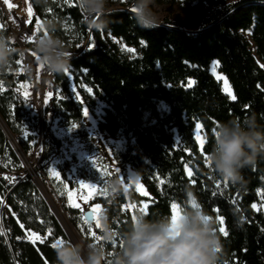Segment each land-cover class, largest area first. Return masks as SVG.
<instances>
[{"label": "trees", "instance_id": "obj_1", "mask_svg": "<svg viewBox=\"0 0 264 264\" xmlns=\"http://www.w3.org/2000/svg\"><path fill=\"white\" fill-rule=\"evenodd\" d=\"M28 1L42 26L53 15L59 20L57 35L73 54L68 73L75 84H84L105 103L98 129L125 139L120 163L139 170L140 181L151 195L148 199L131 189L130 195L115 200L108 195L97 197L93 203L115 216V227L123 229L137 213L125 207L128 201L150 202L145 213L151 217L170 215L172 202L187 201L192 206L193 200L215 221L223 244L222 264H264V213L252 207L264 202V158L243 170V189L229 181L225 184L206 162L218 122L255 113L264 124V0H157L171 6L180 3L189 12L207 10L196 33L173 21L143 29L127 10L109 14L108 27L97 31L90 27L77 0H57L48 7ZM121 6L128 7L127 3ZM0 31L13 34L1 5ZM110 37L133 48L135 54L123 52ZM11 44L22 48L15 39ZM21 58L14 52L9 66L0 72V118L28 156L34 136L25 135V129L37 123L30 120L24 126L26 116L16 105L17 82L27 81L16 75ZM214 61L234 99L211 73ZM68 73L48 77V84L61 97H52L45 107L50 144L45 145L40 175L48 172L53 148L61 146L48 130L51 120L58 119L62 127L83 120L82 104L73 97ZM196 124L204 132L202 149L194 135ZM69 166L65 163L60 171L73 189L76 182L67 177ZM22 172L23 161L0 127V264H54L55 242L70 239L33 177L22 179ZM60 197L72 228L81 238L95 239L98 227H92V233L80 211L68 206L63 194ZM219 217H223L224 232ZM27 232L41 239L32 242ZM118 246L116 240L110 248Z\"/></svg>", "mask_w": 264, "mask_h": 264}, {"label": "clouds", "instance_id": "obj_2", "mask_svg": "<svg viewBox=\"0 0 264 264\" xmlns=\"http://www.w3.org/2000/svg\"><path fill=\"white\" fill-rule=\"evenodd\" d=\"M36 2L48 7L57 0ZM122 3H127L140 28L150 29L162 23L157 0H78L86 19L91 21L90 27L97 31L108 27L109 14L124 10ZM58 29L55 15L46 18L33 43L39 63L52 74H62L71 65L72 56L65 41L57 35ZM13 39V34L0 31V72L9 66L14 52L21 57L25 55L23 48L12 46ZM24 67L31 73V62ZM258 158H264V124L255 113L217 123L208 152L217 178L243 189L246 187L243 170L254 167ZM140 178L139 170L130 169L127 173L128 184L134 185ZM103 188L112 200L126 194L125 181L119 175L105 180ZM115 221L116 217L107 210L101 211L96 238L57 244L54 264H222L223 244L215 221L187 201L180 205L175 221L168 214L149 217L144 212H137L123 229L115 227ZM116 240L119 246L110 248Z\"/></svg>", "mask_w": 264, "mask_h": 264}, {"label": "rangeland", "instance_id": "obj_3", "mask_svg": "<svg viewBox=\"0 0 264 264\" xmlns=\"http://www.w3.org/2000/svg\"><path fill=\"white\" fill-rule=\"evenodd\" d=\"M226 1L231 3L237 0ZM0 5L4 10L7 23L13 32L15 41L20 44V46L24 49V52L27 53L29 57L36 59L37 70L35 76L25 82H22L21 88L24 87L25 92L35 95L39 101H42L44 106V108L42 106L41 112L38 113V117L41 119V121L37 123V126L30 130L25 129V135L34 136V147L32 152L26 156L25 163L23 162L24 172L21 173V176H23L29 170L32 172L33 178H35L37 182H41L42 186L40 187V192L47 200L49 205L57 212L58 220L63 223L65 227L64 229L69 233L70 237L72 233L77 238V240L81 239L80 235L72 228L69 222V218L61 201V194L65 196L68 206L80 211L81 216L84 218L83 222L86 219V212H92V209L96 204L93 203L95 198L107 196V194L99 191V189L103 188L104 181L115 175H119L120 178L125 181V184L128 185L126 194L131 189H133L138 194L147 197L148 199H151V195L142 185L140 180L138 182L140 187L137 186V183L134 185L128 184L127 173L131 168L128 165L121 164L119 160V154L123 152L125 148V139L121 135L117 137H111L99 131L97 124L104 114V108L106 106L105 103L97 100L94 97L92 91L89 92V88L84 84H75L73 77L70 73H68V71L67 73L70 79V88L73 92V97L76 101L82 104V108L86 107L88 109V115L85 116L83 112V120L80 123H74L65 127H62L59 124L58 119L51 120L48 130L56 139L60 140L61 146L59 149L53 148L54 155L49 163L47 174L40 175L38 173L39 165L44 154L45 145L49 140L46 135L44 123L45 107L52 97L57 96L60 98L61 96L58 93L59 91H44L42 93V84L44 86L50 85L48 84V77L50 73H47L43 66L39 63V57L33 49L34 40L36 36L43 30V26L39 20L35 19V13L32 10L29 1L7 0L6 3L5 0H0ZM121 7L124 10L132 13L131 9L128 7ZM158 8L159 15L162 20V23L159 25H165L167 21L181 22L185 31L189 33L198 32L201 22L208 15L207 10H203L201 12L186 11L182 8L180 3L172 6L158 4ZM110 38L113 42L117 43L120 49L126 54H135L133 48L126 46L124 43L115 38ZM90 45H93V43ZM69 54L71 56L73 55L72 53ZM210 71L221 83L223 91L231 99H233L234 95L232 88L226 77L219 71V64L216 63L214 65V63H212ZM44 89H46V87ZM49 93H51V95H48ZM73 125H75V127H73ZM194 135L195 138L197 135H200L205 143L202 127L200 126L198 129L197 124L194 129ZM197 143L202 149L204 144L202 146L198 140ZM65 163L70 165L67 177L76 182V187L73 189H71L69 183L64 181L62 178L60 170L64 167ZM53 169L55 171H50ZM55 172L60 173L59 178L56 177ZM104 173L107 174L105 175ZM187 174L191 176V171L189 169H187ZM81 180L85 181V185L89 183L95 184L97 186L96 189L90 191L88 187L82 186L80 184ZM224 183L226 184L227 182ZM58 189H61V192H58ZM69 194H71V203ZM149 204L150 202H142L141 204L136 205L135 203L128 201L125 207L131 212L145 213ZM76 205H79V207H76ZM192 206L194 207L193 203ZM254 209L264 213V202L257 204L256 208ZM101 211H103L102 207L96 210L98 215ZM61 216L65 219L67 226L62 221ZM84 224L89 229L92 227L93 229L97 227L95 220H93L92 223L84 222ZM220 224L221 227L224 228L223 221H220ZM93 229H91L92 233ZM27 237L32 242H37L41 239L37 234L31 232H27ZM58 243L59 241L55 242V245Z\"/></svg>", "mask_w": 264, "mask_h": 264}, {"label": "built area", "instance_id": "obj_4", "mask_svg": "<svg viewBox=\"0 0 264 264\" xmlns=\"http://www.w3.org/2000/svg\"><path fill=\"white\" fill-rule=\"evenodd\" d=\"M32 63V71L28 73L25 71V64ZM36 59L29 57L27 53L21 58L19 65L16 70V75L18 77H25L27 80L31 79L36 74ZM22 82H17V85L20 87L19 90L16 92V105L18 108L25 114L26 119L24 121V126H28L30 120H35L36 123H39L41 119L38 117V113L41 112V108L43 106L42 101H39L35 95L28 94L27 92L23 91L21 88ZM46 87V89H44ZM51 92L53 91V87L51 85L44 86L42 84V93ZM42 100V99H41ZM44 108V106H43ZM42 118V117H41ZM47 144H50L48 140Z\"/></svg>", "mask_w": 264, "mask_h": 264}, {"label": "snow or ice", "instance_id": "obj_5", "mask_svg": "<svg viewBox=\"0 0 264 264\" xmlns=\"http://www.w3.org/2000/svg\"><path fill=\"white\" fill-rule=\"evenodd\" d=\"M5 2L7 3V0H5ZM10 7H11V5H10ZM92 46H93V45H89V47H92ZM213 63H214V65H215L216 63H218V61H214ZM65 71L67 72V69H66ZM85 71H86V69H85ZM88 91L91 92L92 90H91V89H88ZM48 95H51V93H49ZM233 99H234V97H233ZM83 112H84V115H85V116L88 115V109H87L86 107L83 108ZM73 127H75V125H73ZM199 127H200V125L197 124V128H198V129H199ZM196 139H197V140L200 142V144L203 146V144H204V140L201 138V136H200V135H197V136H196ZM206 162L210 164V162H209V160H208V157H206ZM50 171H55V170L53 169V170H50ZM104 174L106 175L107 173H104ZM55 175H56L57 178H59L60 173H59V172H55ZM224 181L227 182L226 179H225ZM138 182H139V180L136 182V183H137V186L140 187L139 184H138ZM217 183H219V182H217ZM80 184H81L82 186H86V187H88L90 191L93 190V189H96V187H97L95 184H91V183L85 185V181H83V180L80 181ZM127 187H128V185L125 184V189H126V190H127ZM99 191H100V192H103L104 194H107V193H106V190H105L104 188L99 189ZM69 196H70V203H71V202H72V201H71V194H69ZM188 196H189V197H192V193L189 192V193H188ZM190 202L193 203L194 207H198L197 205H195L194 201H190ZM76 207H79V205H76ZM100 207H101V206H100L99 204H95L94 207H93V209H92V219L95 220V222H96V226H97V227H98V213L96 212V210H97V209H100ZM252 207H253V208H256V204H253ZM179 208H180V205L177 204L176 202H172V203H171V205H170L171 214H170V215H171L173 221H175V220L178 218V216H179ZM134 217H135V215L133 216V218H134ZM206 218H208V217H206ZM82 219H84V218L82 217ZM219 219H220L221 222L223 221V217H219ZM84 222L87 223V220L85 219ZM49 231H51V230L49 229ZM220 231H221V232H224V228L221 227V228H220ZM226 234H227V233L225 232V235H226ZM93 235H94V234H93ZM62 243H63V242L60 241L58 244H62ZM54 246H57V245H54Z\"/></svg>", "mask_w": 264, "mask_h": 264}, {"label": "water", "instance_id": "obj_6", "mask_svg": "<svg viewBox=\"0 0 264 264\" xmlns=\"http://www.w3.org/2000/svg\"><path fill=\"white\" fill-rule=\"evenodd\" d=\"M88 45V43L85 44V47ZM0 127L2 128V130L5 132L6 136L8 137V139L10 140V143L12 144V146L14 147V149L16 150L17 154L19 155V157L21 158V160L25 163V160H26V156L20 151V149L18 148V145L17 143L15 142L14 138L12 137V135L8 132V130L6 129L2 119L0 118ZM27 176H32V172L29 170L28 172H26L22 179H24L25 177ZM35 180V178H33ZM36 184H37V187L38 189L41 191L40 189V186L38 184V182L35 180ZM51 207V206H50ZM52 211L54 212V214L57 216L58 218V214L57 212L55 211V209L53 207H51ZM85 218L87 220L88 223H92L93 222V219H92V212L91 211H88L86 212L85 214ZM61 222V221H60ZM62 223V222H61ZM63 225V223H62ZM64 227V225H63ZM65 228V227H64ZM66 231V230H65ZM70 241H73L72 238L70 237L69 233L66 231Z\"/></svg>", "mask_w": 264, "mask_h": 264}, {"label": "bare ground", "instance_id": "obj_7", "mask_svg": "<svg viewBox=\"0 0 264 264\" xmlns=\"http://www.w3.org/2000/svg\"><path fill=\"white\" fill-rule=\"evenodd\" d=\"M22 20V19H21ZM27 162V161H26ZM39 183V185H40V187L42 186V184H41V182L40 181H38ZM61 219H62V221L65 223V225H66V222H65V219L61 216ZM67 226V225H66ZM71 237H72V240L73 241H75V240H77V238L71 233Z\"/></svg>", "mask_w": 264, "mask_h": 264}, {"label": "crops", "instance_id": "obj_8", "mask_svg": "<svg viewBox=\"0 0 264 264\" xmlns=\"http://www.w3.org/2000/svg\"><path fill=\"white\" fill-rule=\"evenodd\" d=\"M22 90L25 91V90H24V87L22 88Z\"/></svg>", "mask_w": 264, "mask_h": 264}]
</instances>
